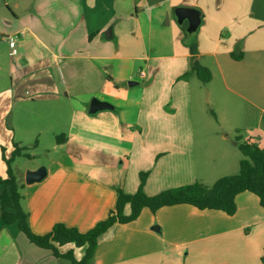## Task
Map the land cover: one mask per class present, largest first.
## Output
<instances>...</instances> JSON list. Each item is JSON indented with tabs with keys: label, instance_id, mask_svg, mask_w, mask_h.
Masks as SVG:
<instances>
[{
	"label": "crops",
	"instance_id": "1",
	"mask_svg": "<svg viewBox=\"0 0 264 264\" xmlns=\"http://www.w3.org/2000/svg\"><path fill=\"white\" fill-rule=\"evenodd\" d=\"M178 6L200 10L195 32L178 22ZM20 31L10 83L0 88V176L8 175L3 156L15 147V119L64 131L46 175L25 181L22 205L35 233L56 222L88 231L115 208L118 188L138 190L142 171L150 195L237 173L235 132L264 146V0H0V43ZM194 40L212 72L207 83L195 73L182 77ZM206 95L218 105L217 128H208ZM93 97L115 108L92 114ZM204 115L206 130L198 129ZM236 204L232 215L187 203L144 207L100 236L93 263L263 264L264 207L250 191L238 193ZM22 233L0 219V264H33L17 249ZM69 249L78 259L85 253L72 243L60 247Z\"/></svg>",
	"mask_w": 264,
	"mask_h": 264
},
{
	"label": "trees",
	"instance_id": "2",
	"mask_svg": "<svg viewBox=\"0 0 264 264\" xmlns=\"http://www.w3.org/2000/svg\"><path fill=\"white\" fill-rule=\"evenodd\" d=\"M188 44L191 51L190 69L182 77L195 73L203 83L209 82L212 72L200 62L197 56V42L194 40ZM232 56L239 59L243 54L234 51ZM61 137L63 135L57 136L58 142ZM235 141L243 154L240 169L235 174L222 176L212 185L196 181L150 195L144 190L149 172L142 171L138 190L134 193H127L122 188H118L115 208L105 219L99 221L88 231L82 232L75 226L56 222L52 230L45 234L35 233L31 229L29 212L22 205L23 190L26 184L14 173L12 163L16 156L22 154L24 147L19 146L16 142L11 156L6 157L5 153L3 156L8 166V175L5 178L0 176L2 183L0 219L5 224L18 223L20 230L31 242L51 250L55 256L68 258L72 264H94L93 257L100 236L116 223L134 221L144 207L155 212L163 206L187 203L199 209L222 210L232 215L237 209L236 195L243 191L256 194L260 199V204L264 207V146L252 138L244 139L240 134L236 135ZM128 206L129 211L126 210ZM68 243H72L76 247H85L84 255L78 259L75 257L73 249L61 252L60 247ZM261 260L264 264V254Z\"/></svg>",
	"mask_w": 264,
	"mask_h": 264
},
{
	"label": "rangeland",
	"instance_id": "3",
	"mask_svg": "<svg viewBox=\"0 0 264 264\" xmlns=\"http://www.w3.org/2000/svg\"><path fill=\"white\" fill-rule=\"evenodd\" d=\"M19 39V37H18ZM16 60L14 56L11 55L9 45L0 43V88L6 86L10 83V65L13 61ZM25 88V87H24ZM29 89V87L24 90ZM65 94V91H62V95ZM25 96H28L25 92ZM30 96V94H29ZM216 96V94L214 95ZM207 102H205L206 112L208 114L209 119H211L213 125H209V127H218L217 122H215V106H218L216 100L212 97H208ZM212 98V103H210L209 99ZM27 114V112L25 113ZM199 113H197L196 118H198ZM17 118V116H16ZM15 124L18 126V131L16 135V142H18L19 146L24 147L21 155L16 156L15 160L12 163V168L14 173L25 182V174L29 168L36 164H41V167L51 168L52 160L56 158L60 154V150L56 151L53 149V146L56 141V135L63 133L64 131H57L56 135L52 133V130L49 124L45 125L43 123L42 126L34 127L30 126L27 121H19L14 120ZM197 127L204 128L206 130V115L202 116V121L200 120V124H197ZM232 137L235 140L238 132ZM67 134V133H66ZM198 159H199V170L200 174H204L206 170V137L203 135H198ZM23 142H22V141ZM22 142V143H21ZM237 144V143H236ZM239 156L242 159L243 154L241 150L239 151ZM241 161V160H240ZM240 169H237V172ZM220 174V173H219ZM235 174V173H234ZM215 177L219 176L218 173L213 175ZM213 177V178H215ZM205 178V177H204ZM218 179V177H217ZM217 179H209V185H212ZM206 184V179L203 181ZM16 245H18V251L20 253L21 259L31 260L33 259V264H72L71 260L65 257L55 256L51 250L40 247L35 243L31 242L24 233L20 234L19 238L16 241ZM29 245V247H28ZM33 250V252L31 251ZM14 256V255H10ZM10 264L14 263V261L9 262Z\"/></svg>",
	"mask_w": 264,
	"mask_h": 264
},
{
	"label": "water",
	"instance_id": "4",
	"mask_svg": "<svg viewBox=\"0 0 264 264\" xmlns=\"http://www.w3.org/2000/svg\"><path fill=\"white\" fill-rule=\"evenodd\" d=\"M175 14L179 23L188 21L186 30L190 33L195 32L201 23L200 10L196 7L178 6L175 8ZM130 85H134V81H129ZM114 105L108 101L101 100L97 97H93L90 103L89 112L94 114L100 110L114 109ZM46 168L40 167L35 171H27L25 175L26 183H32L34 181H40L46 175Z\"/></svg>",
	"mask_w": 264,
	"mask_h": 264
},
{
	"label": "built area",
	"instance_id": "5",
	"mask_svg": "<svg viewBox=\"0 0 264 264\" xmlns=\"http://www.w3.org/2000/svg\"><path fill=\"white\" fill-rule=\"evenodd\" d=\"M20 34H23V31H20L17 33H12V34L7 36L9 46L11 48L10 53L12 56L17 55V52H18L17 51V41H18V37L20 36Z\"/></svg>",
	"mask_w": 264,
	"mask_h": 264
}]
</instances>
